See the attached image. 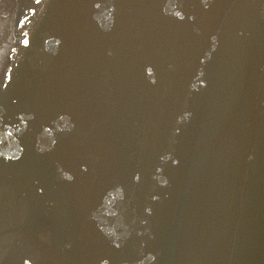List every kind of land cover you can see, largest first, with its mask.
Returning a JSON list of instances; mask_svg holds the SVG:
<instances>
[{"label":"water","instance_id":"1","mask_svg":"<svg viewBox=\"0 0 264 264\" xmlns=\"http://www.w3.org/2000/svg\"><path fill=\"white\" fill-rule=\"evenodd\" d=\"M0 264H264V0H0Z\"/></svg>","mask_w":264,"mask_h":264}]
</instances>
